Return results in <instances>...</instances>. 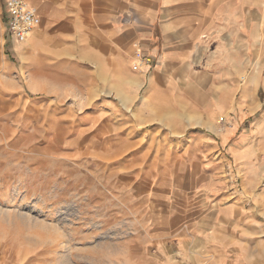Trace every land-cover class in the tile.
Listing matches in <instances>:
<instances>
[{
    "label": "rangeland",
    "instance_id": "1",
    "mask_svg": "<svg viewBox=\"0 0 264 264\" xmlns=\"http://www.w3.org/2000/svg\"><path fill=\"white\" fill-rule=\"evenodd\" d=\"M6 34L13 39L8 26ZM247 48L244 74L234 82L239 91L208 122L196 114L191 92L177 94L174 107L147 108L152 71L135 97L113 83L117 96L110 79L92 70L38 61L29 76L22 62H3L0 264H264V245L256 251L252 236L256 215L264 224V200L256 206L264 155L254 156L256 102L264 104V90L252 83L256 46ZM176 79L179 86L221 83ZM196 134L213 140L216 155L196 156ZM238 229L250 248L225 235ZM193 232H219L232 247L226 254L196 252Z\"/></svg>",
    "mask_w": 264,
    "mask_h": 264
},
{
    "label": "crops",
    "instance_id": "2",
    "mask_svg": "<svg viewBox=\"0 0 264 264\" xmlns=\"http://www.w3.org/2000/svg\"><path fill=\"white\" fill-rule=\"evenodd\" d=\"M27 1L36 9L40 23L25 41H16L6 34L10 14L7 0H0V66L3 62L16 65L17 60L23 63L29 76H35L38 61L66 63L72 70L78 67L83 71L92 70L102 81V77H108L110 91L117 95L112 86L117 83L130 96L143 89L145 77L152 71L144 91L151 99L147 108L174 107L177 94L191 92L195 93L191 102L196 114L203 113L207 121L213 119L214 108L228 109L222 103L232 102V94L239 91L234 82L244 74L248 56L245 48L256 46V70L252 75L256 80L252 83H256V92L264 90V0ZM147 58L153 63L147 64ZM135 64L139 65L137 70L133 67ZM130 74L143 79L138 90L134 91L129 84ZM178 77L218 78L221 83L211 87L195 82L179 86L175 84ZM252 85L247 87L242 99L245 103L254 90ZM142 105L145 108L143 102ZM123 107L127 106L123 103ZM256 114L254 156L257 159L264 155V104L261 102L259 105L256 102ZM229 134L225 133L227 139ZM191 141L202 142L197 143V157L216 155L211 138L196 134ZM234 150L231 148L232 156L240 161L241 154L236 156ZM259 180L260 169L256 165V187ZM263 200L264 193H261L256 206ZM258 217L252 236H256V251L259 247L260 252L264 245V224ZM218 228L215 231L227 233ZM219 232H193L192 246L196 252L226 254L232 246L225 235L249 247L241 231L229 235Z\"/></svg>",
    "mask_w": 264,
    "mask_h": 264
},
{
    "label": "built area",
    "instance_id": "3",
    "mask_svg": "<svg viewBox=\"0 0 264 264\" xmlns=\"http://www.w3.org/2000/svg\"><path fill=\"white\" fill-rule=\"evenodd\" d=\"M7 10L10 14L9 34L17 41H25L40 23L36 9L27 0H8ZM138 68V64L134 66V69Z\"/></svg>",
    "mask_w": 264,
    "mask_h": 264
},
{
    "label": "bare ground",
    "instance_id": "4",
    "mask_svg": "<svg viewBox=\"0 0 264 264\" xmlns=\"http://www.w3.org/2000/svg\"><path fill=\"white\" fill-rule=\"evenodd\" d=\"M142 67V66H141ZM140 67V69H141ZM144 73V72H143ZM123 74V73H122ZM131 75V74H130ZM129 84L131 85V87L134 89V86L138 85L140 83V79L138 77H136L134 74H132L128 80ZM120 93H122L121 89ZM126 93V92H125ZM126 95V94H125ZM130 96V95H129ZM123 98H125V96H123ZM129 99V98H128ZM148 102V101H147ZM31 206V205H30ZM34 207V206H33ZM33 209V208H32ZM31 209V210H32ZM20 213V212H19ZM23 213V212H22ZM15 216V215H14ZM18 216V215H17ZM25 216V215H24ZM22 218V217H21ZM12 221V220H11Z\"/></svg>",
    "mask_w": 264,
    "mask_h": 264
}]
</instances>
